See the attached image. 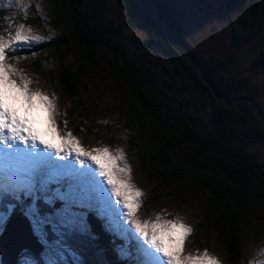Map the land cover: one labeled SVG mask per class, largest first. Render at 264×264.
<instances>
[{
  "label": "trees",
  "instance_id": "16d2710c",
  "mask_svg": "<svg viewBox=\"0 0 264 264\" xmlns=\"http://www.w3.org/2000/svg\"><path fill=\"white\" fill-rule=\"evenodd\" d=\"M151 1L155 5L152 12L140 0H119L129 12L128 27L146 29L148 40L157 42L155 53L146 47V41L128 39L122 27L104 20L101 6L90 7L80 0H53L51 17L58 35L21 52L30 56L54 49L59 65L52 71L50 83L73 102L75 111L85 115L95 110L90 85L85 80L87 72L109 57L126 88L122 110L126 127L133 131L129 139L131 151L137 152L142 166L157 179L160 188L178 189L188 197L207 192L212 204L203 215L206 222L214 220L219 228L223 238L221 256L227 259L226 264H244L242 222L245 218L258 220L264 214V163L254 158L244 144L264 140V128L246 99L231 94L238 93L244 82L223 77L228 61L234 57L222 52L204 55L187 38L184 27L176 24L174 15L164 11L158 1ZM254 1L259 4V0ZM28 22H41L34 8ZM262 30L258 21L249 28L233 29V37L237 43L251 42ZM126 42L138 50L134 58L126 56ZM71 46L83 53L85 62L78 64L68 59ZM155 54L165 61L161 68L153 61ZM259 54L252 59L253 68L264 67V47ZM160 71L166 76V89L156 83ZM186 96L197 103V109ZM210 98L214 104L213 127L204 130L199 110L206 108ZM235 123L249 127L252 136H238ZM73 129L82 136L75 120ZM40 206L46 208L41 202ZM18 209L12 217L20 214ZM203 223V219L198 220L199 225ZM91 230L98 236L96 244L104 249L105 264H125L118 259L112 240L96 223Z\"/></svg>",
  "mask_w": 264,
  "mask_h": 264
},
{
  "label": "rangeland",
  "instance_id": "374dc122",
  "mask_svg": "<svg viewBox=\"0 0 264 264\" xmlns=\"http://www.w3.org/2000/svg\"><path fill=\"white\" fill-rule=\"evenodd\" d=\"M52 1L26 0L28 12L25 15L19 5L14 2L10 3L9 0H0V20L3 21V23H0V34L5 37L14 35L15 29L20 24H24L30 27L32 33L40 38L34 44L54 40L58 35V29L52 24L51 11L54 7ZM54 1L57 2L59 0ZM80 1L90 7L101 6L104 20L122 27L128 39L146 41V47L152 48L154 53V48L159 47L157 42L148 40L149 33L146 29L138 31L128 27L129 12L120 5L119 0ZM169 2L171 3L170 9L173 8L177 15V11L180 13L177 21L184 27L182 29L187 38L204 55L222 52L234 57L233 60L228 61V68L223 71V77L233 82H244L239 86L240 91L238 93L231 92V94L233 96L242 95L246 99L249 108L264 128V67H252L254 55L261 52L264 47V28L254 41L237 43L234 40L232 28L226 24L223 25L224 27L219 25L213 27V25L208 23L216 21L217 14L212 12L207 5L209 10L204 7V0H169ZM225 5V0H223V6ZM32 8L35 9L37 17L41 21L39 24L31 25L28 22ZM162 30L164 31V29ZM26 47L28 46L20 49V59H9L8 63L15 65L21 74L31 81L30 89L42 92L50 101L54 102L55 111L52 120L56 125V131L65 137L70 133L73 139L79 142L81 148L92 152L93 155L96 154L95 149L103 148H108L109 154L113 156L123 153L124 159L117 161L116 167L123 168L125 164L128 166V183L133 190H138L141 193L137 197L139 206L136 209V218L141 222L148 221L150 223L154 222L157 216L161 217L162 220L181 219L192 229L185 241L184 254L200 255L207 251L219 261V264H226L227 259L221 256L223 238L219 234V228L214 224V220L206 222L203 215L205 211H209L212 204L210 195L207 192H201L196 197H188L184 196L178 189L160 188L157 179L142 166L137 152L131 151L129 139L132 137L133 131L126 127V119L123 116L124 108L122 110L126 88L120 80V76L116 75L119 69L113 65L112 60L108 57L98 65L97 69H91L87 72L85 80L90 85L91 97L95 101V110L93 114L85 115L80 111H75L73 102L61 93L57 85L50 83V75L55 72L54 70L59 65V58L55 50L45 49L38 54L27 56L21 52ZM123 48L129 59L134 58L138 52L136 47L130 42H126ZM67 54L70 61L78 64L86 60L83 53L72 46L69 47ZM153 61L157 62L159 68H161V62H165L157 56L154 57ZM158 76L156 81L158 87L166 89L163 83L166 76L162 71L159 72ZM185 98L189 100L188 96ZM189 102L191 105L193 104L190 100ZM213 105L210 98L206 108L199 110L200 126L204 130H209L213 127ZM192 106L197 109V103ZM72 112L74 115L71 114ZM73 120L79 122L82 136L74 131ZM235 125L238 136L246 138L252 136L250 128L246 125L239 123H235ZM36 126L41 131H47L44 124H37ZM244 146L252 153L254 158L264 163V140L251 141L244 144ZM39 147L43 149V145H39ZM68 162H71L74 170H78L76 172L77 179L73 180L72 183H87L91 190L92 185L90 182H99L100 186L110 196L111 207L108 208V217L102 222L96 218L95 214H89L87 222L90 229L93 227V223H96L103 235L110 240H115V238L121 240L114 234L105 232L103 224L110 218L114 226L121 230H127L130 237L133 235L139 237V234L135 232V228L128 223L127 210L122 208V204L116 202V197L111 195V186L107 184L105 177L100 176L99 165L84 156L77 158L75 152L68 156L67 161H60L57 158V163L65 164ZM115 175L117 179L121 178L120 174L117 173ZM67 183L68 181L66 180L65 185ZM60 207H62V202L60 201H57L52 206L46 205L45 209L39 206L40 215L52 214ZM74 210L82 211L81 209ZM18 211L22 213L20 209ZM9 219L6 224H8ZM199 219L204 220L202 226L198 224ZM241 226L243 229L242 238L244 239L242 263L260 264V262L264 261V214L260 215L258 220L245 218ZM45 231L48 232V238L50 234H53L50 226H46ZM139 238L143 239L142 237ZM54 239H56L55 236ZM67 243L83 257L84 264H105L104 254L102 256L96 255L98 249H102L104 252V249L97 245L96 241L89 242L83 237L74 235L67 237ZM134 244L135 241H133ZM28 252L39 260L40 264H43V252L40 256H37L31 250H28ZM69 264H71L70 260Z\"/></svg>",
  "mask_w": 264,
  "mask_h": 264
},
{
  "label": "snow or ice",
  "instance_id": "6c2138e0",
  "mask_svg": "<svg viewBox=\"0 0 264 264\" xmlns=\"http://www.w3.org/2000/svg\"><path fill=\"white\" fill-rule=\"evenodd\" d=\"M9 2L19 5L27 15L26 0ZM39 39L24 24L15 29L14 35L0 34V145L3 146L0 147V234L7 220L20 208L44 247L43 264H69V260L71 264H84L83 257L67 243V237L75 235L89 242L97 240L87 217L95 214L98 220L105 221L111 204L109 194L99 182H90L91 190L87 183L74 184L78 170H74L71 162L57 163V158L67 161L75 152L77 158L84 156L99 165V174L111 186V195L127 210L128 223L143 238L130 237L127 230L117 228L108 218L103 224L105 232L123 241L119 245L114 239L111 241L119 260L126 264H219L207 251L200 255L184 254L185 241L192 229L181 219L162 220L157 216L150 223L136 218L137 197L141 193L128 183V166L116 167L117 161L124 159L123 153L113 156L108 148H103L95 149L93 155L81 148L70 133L65 137L56 131L52 120L54 102L42 92L30 89L31 81L8 63L9 59H20V49L33 46ZM37 124H44L47 131H41ZM39 145H43V149ZM117 173L120 179L116 178ZM40 201L48 206L60 201L62 207L52 214L40 215ZM46 226L51 227L56 237L51 242ZM96 255L102 256L103 250L98 249ZM19 264H40V261L26 249Z\"/></svg>",
  "mask_w": 264,
  "mask_h": 264
},
{
  "label": "flooded vegetation",
  "instance_id": "af4514ba",
  "mask_svg": "<svg viewBox=\"0 0 264 264\" xmlns=\"http://www.w3.org/2000/svg\"><path fill=\"white\" fill-rule=\"evenodd\" d=\"M153 1L155 2V0ZM156 1L159 2L160 7L164 11L171 12L174 15L173 18L176 19V24L178 25L179 22L177 21V18L178 15L180 16V13L177 11V15L173 11V8H171V10L169 9L171 7L169 0ZM140 3L145 5L150 12L155 9V5L151 0H140ZM225 3L226 5L223 6V0H204V7H210L211 11L217 14L216 21L208 22L209 24L213 25V27L216 25L223 26L226 24L232 28V30L243 27L249 28L259 21L262 23L264 28V0H259V4H255L254 0H225ZM255 10H257L258 14H255ZM259 17L260 19L258 20ZM162 26L164 27V25ZM178 26L182 27L180 25ZM259 55V53L256 54L254 58Z\"/></svg>",
  "mask_w": 264,
  "mask_h": 264
},
{
  "label": "water",
  "instance_id": "95a60500",
  "mask_svg": "<svg viewBox=\"0 0 264 264\" xmlns=\"http://www.w3.org/2000/svg\"><path fill=\"white\" fill-rule=\"evenodd\" d=\"M213 88V86L210 84ZM54 235H49V242ZM31 250L37 256L44 251L43 245L31 230L30 222L23 214L12 217L0 235V261L1 264H19V259L24 250Z\"/></svg>",
  "mask_w": 264,
  "mask_h": 264
}]
</instances>
